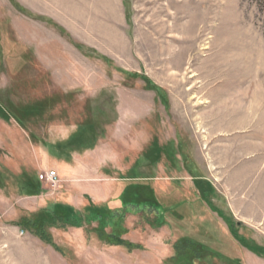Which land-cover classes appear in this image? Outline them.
I'll return each mask as SVG.
<instances>
[{
	"label": "rangeland",
	"instance_id": "rangeland-1",
	"mask_svg": "<svg viewBox=\"0 0 264 264\" xmlns=\"http://www.w3.org/2000/svg\"><path fill=\"white\" fill-rule=\"evenodd\" d=\"M0 264H264V0H0Z\"/></svg>",
	"mask_w": 264,
	"mask_h": 264
},
{
	"label": "trees",
	"instance_id": "trees-1",
	"mask_svg": "<svg viewBox=\"0 0 264 264\" xmlns=\"http://www.w3.org/2000/svg\"><path fill=\"white\" fill-rule=\"evenodd\" d=\"M158 150L159 149H157V151ZM26 181L27 182L25 184L24 183L20 184V185H22L20 187L21 193L27 194V195H30V194L33 195V194H36V193L39 192V182H38L37 179L34 180V179H31V178L27 177ZM141 184H142L141 185L142 187H145V184H143V183H141ZM132 187L133 186H131V184H128L126 186V191H127V189H132ZM124 196H125L124 194H122V195L119 196V198H120V200L122 202V205L123 204H127V202L124 199ZM128 203H129V205L132 204V202L131 203L128 202ZM139 203L142 204V201L139 202ZM139 203H137V204L140 205ZM89 207H84L83 209H85V211H89V214L91 216H96L97 218L98 217H100V218L105 217L106 220L110 219V216L112 215L111 212H113V210H111L110 208H108V206L98 207V208H95V210L93 209L94 206H91L90 205ZM158 208H160L162 210V209H164V206L158 202ZM46 210L47 211H43L42 212V214H43L42 217H45V218H47L49 220H52V217L54 215L56 216L57 214H60L62 216H66V217L67 216L70 217V216H76L77 215L76 214V211L77 210H75L72 206L67 205V204H63L61 202L50 203V205L47 206V209ZM39 215H41V214H39ZM78 215H79V213H78ZM36 223L37 222H34L32 224V226L36 225ZM101 230L102 229H100V231Z\"/></svg>",
	"mask_w": 264,
	"mask_h": 264
},
{
	"label": "built area",
	"instance_id": "built-area-1",
	"mask_svg": "<svg viewBox=\"0 0 264 264\" xmlns=\"http://www.w3.org/2000/svg\"><path fill=\"white\" fill-rule=\"evenodd\" d=\"M39 179L40 180H46L52 185H55L58 182L57 177H56V173L54 171H49V172H46L44 174H40Z\"/></svg>",
	"mask_w": 264,
	"mask_h": 264
},
{
	"label": "crops",
	"instance_id": "crops-1",
	"mask_svg": "<svg viewBox=\"0 0 264 264\" xmlns=\"http://www.w3.org/2000/svg\"><path fill=\"white\" fill-rule=\"evenodd\" d=\"M32 2H33V0H32ZM46 3V0H42V4H45Z\"/></svg>",
	"mask_w": 264,
	"mask_h": 264
}]
</instances>
